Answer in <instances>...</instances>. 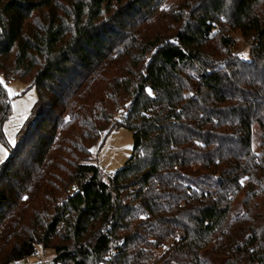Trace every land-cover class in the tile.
Instances as JSON below:
<instances>
[{
    "label": "trees",
    "instance_id": "16d2710c",
    "mask_svg": "<svg viewBox=\"0 0 264 264\" xmlns=\"http://www.w3.org/2000/svg\"><path fill=\"white\" fill-rule=\"evenodd\" d=\"M162 6L0 0V138L3 80L39 96L0 165V264L60 232L55 264H147L167 242L161 264H264V0ZM119 128L133 154L107 182L92 149Z\"/></svg>",
    "mask_w": 264,
    "mask_h": 264
},
{
    "label": "rangeland",
    "instance_id": "374dc122",
    "mask_svg": "<svg viewBox=\"0 0 264 264\" xmlns=\"http://www.w3.org/2000/svg\"><path fill=\"white\" fill-rule=\"evenodd\" d=\"M181 1L182 0H161L163 4L162 11L164 12V9L167 12L170 10L177 11ZM232 36L236 39V45L232 48V52L248 59L251 43L239 32L232 33ZM3 83L11 100L12 113L4 122L3 136L0 138V165L8 160L11 152L17 147L18 134L21 129L35 117L34 109L39 99L37 88L32 85L30 79L3 80ZM133 147V132L127 128H119L103 136L100 143L92 149L93 157L97 159V163L102 169L107 182L110 181V178L119 169L124 167L125 163L133 154ZM253 148L256 153L262 151L257 133L254 136ZM246 183L247 181L245 180L244 184ZM50 212H53L52 209H50ZM63 235L64 232H60V235L53 239L51 247L45 249L42 246H38L33 256L11 264H55V249L53 246L57 244H67L63 239ZM121 244L122 242L120 245ZM170 244H172V242H167L159 249L153 247L152 252L154 257L151 261L147 262V264H161V260L159 261V259ZM117 245L119 244L114 242L113 248ZM134 261L138 262V264H144L143 259L136 260L135 258ZM94 264L99 263L95 262Z\"/></svg>",
    "mask_w": 264,
    "mask_h": 264
}]
</instances>
